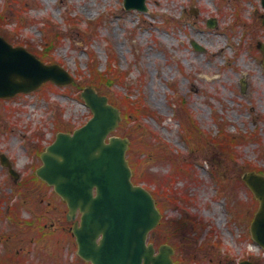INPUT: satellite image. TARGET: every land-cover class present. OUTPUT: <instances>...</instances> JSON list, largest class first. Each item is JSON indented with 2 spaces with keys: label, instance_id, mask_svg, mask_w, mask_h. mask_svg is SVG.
I'll return each instance as SVG.
<instances>
[{
  "label": "rangeland",
  "instance_id": "obj_1",
  "mask_svg": "<svg viewBox=\"0 0 264 264\" xmlns=\"http://www.w3.org/2000/svg\"><path fill=\"white\" fill-rule=\"evenodd\" d=\"M147 5L144 12L123 0H0V33L75 76L0 98V151L19 173L15 179L0 160V264H92L77 253L66 202L35 177L42 148L92 116L80 97L87 84L123 106L129 96L131 119L113 134L134 136L139 176L170 183L177 196L162 195L165 219L149 241L176 247L181 264H264L250 231L259 200L242 179L249 168L264 170L262 0ZM222 131L240 143L223 150L214 140Z\"/></svg>",
  "mask_w": 264,
  "mask_h": 264
},
{
  "label": "water",
  "instance_id": "obj_2",
  "mask_svg": "<svg viewBox=\"0 0 264 264\" xmlns=\"http://www.w3.org/2000/svg\"><path fill=\"white\" fill-rule=\"evenodd\" d=\"M124 6L148 11L147 0H124ZM262 21L264 24V15ZM215 22L210 19L208 25ZM260 47L264 52V44ZM48 80L68 84L74 77L59 63H45L0 34V97L30 92ZM240 83L245 94L247 78ZM81 95L93 117L73 133L59 132L42 153L43 164L37 170L67 202L68 220L81 212L72 227L79 255L93 264H174L175 250L170 244H161L157 252L154 243H148L162 213L151 191L132 179L127 158L130 139L110 135L122 119L121 110L94 86L85 87ZM0 156L2 163L10 165L5 154ZM11 171L17 175L13 168ZM243 179L260 201L251 231L264 247V174L247 171Z\"/></svg>",
  "mask_w": 264,
  "mask_h": 264
},
{
  "label": "trees",
  "instance_id": "obj_3",
  "mask_svg": "<svg viewBox=\"0 0 264 264\" xmlns=\"http://www.w3.org/2000/svg\"><path fill=\"white\" fill-rule=\"evenodd\" d=\"M54 43L55 42H53V41L50 42V40L47 39V44L45 45V49L46 48H47V50L52 49V48H50L48 46L49 45H52L54 47V45H55ZM93 69H96V67H93ZM124 98H125V102H126L127 106L129 107V100H130L129 99V96L127 95ZM117 105H119L121 107L122 112H123V115H124V119H126V120L127 119H131V116H132L131 115V110H129V108L126 105H124V106H126L125 108H124L123 104H117ZM136 112L138 113L139 112V109L136 110ZM184 113L186 114V112H184ZM187 125H188V127H190L191 131H195V129H196L194 127L195 126V123L193 124V123H191L190 121L187 120ZM182 126L184 127L183 123H182ZM223 135H224L223 138H220L219 139V136H216L214 138V140H219V142L222 144V149L223 150H228L232 146H236V145H238L240 143V141L237 140V138H236L235 135H232L230 133H225V132L222 131L221 132V136H223ZM127 136H129V135H127ZM129 137L131 138L132 144L130 146V149H129V153L128 154H129V160L131 161V165H132L133 170H134V178H135V181L138 182V183H140L142 181L148 183L147 187L149 189H151L153 195L155 196V198L157 200V206H158L159 210L161 212H163L164 205H163L162 195L163 194L168 195L170 197V200L172 202H174L175 199H177V196H175L174 194H172V193H175L174 191H172L169 194L168 189L170 188V186L168 184H170V183L167 184V182L161 181V185H160V184H158V183H156L154 181V176H152L151 174H147L146 177H145V179L144 178L142 179L141 176H139V173H138V171H139V163H138V160L136 158V153H135V149H134L135 137L134 136H129ZM176 159L178 160V157H173L172 158L173 161H176ZM178 167H179L180 172H183V170L188 169V165L186 163H183L182 166H178ZM249 169H256L259 172L264 173V170L263 169H260V168H249ZM175 263L176 264H181L182 263L181 262V259L178 260V259L175 258Z\"/></svg>",
  "mask_w": 264,
  "mask_h": 264
}]
</instances>
